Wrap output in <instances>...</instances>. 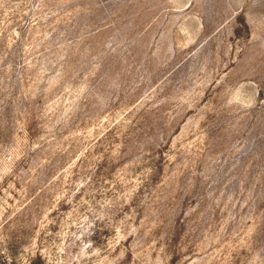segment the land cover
Wrapping results in <instances>:
<instances>
[{"label": "rangeland", "instance_id": "obj_1", "mask_svg": "<svg viewBox=\"0 0 264 264\" xmlns=\"http://www.w3.org/2000/svg\"><path fill=\"white\" fill-rule=\"evenodd\" d=\"M0 264H264V0H0Z\"/></svg>", "mask_w": 264, "mask_h": 264}]
</instances>
